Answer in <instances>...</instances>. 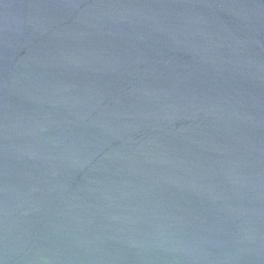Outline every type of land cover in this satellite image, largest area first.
Returning a JSON list of instances; mask_svg holds the SVG:
<instances>
[{
	"label": "water",
	"instance_id": "obj_1",
	"mask_svg": "<svg viewBox=\"0 0 264 264\" xmlns=\"http://www.w3.org/2000/svg\"><path fill=\"white\" fill-rule=\"evenodd\" d=\"M0 264H264V0H0Z\"/></svg>",
	"mask_w": 264,
	"mask_h": 264
}]
</instances>
